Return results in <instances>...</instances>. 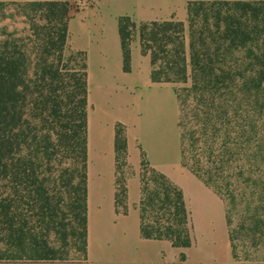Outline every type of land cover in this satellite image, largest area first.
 I'll return each instance as SVG.
<instances>
[{
  "label": "trees",
  "instance_id": "1",
  "mask_svg": "<svg viewBox=\"0 0 264 264\" xmlns=\"http://www.w3.org/2000/svg\"><path fill=\"white\" fill-rule=\"evenodd\" d=\"M73 9L0 0V22L13 25L0 27V262L88 260L86 55L67 45ZM187 11V25L120 17L124 70L138 30L152 81L176 84L182 165L224 201L233 259L241 247L264 264V0H192ZM115 152L126 214L121 124ZM140 178L141 237L190 247L182 190L145 157Z\"/></svg>",
  "mask_w": 264,
  "mask_h": 264
},
{
  "label": "crops",
  "instance_id": "2",
  "mask_svg": "<svg viewBox=\"0 0 264 264\" xmlns=\"http://www.w3.org/2000/svg\"><path fill=\"white\" fill-rule=\"evenodd\" d=\"M68 47L86 55L88 261L92 264H233L222 198L182 165L176 84L151 79V57L139 31L124 70L119 18L187 25L192 0H84L74 4ZM127 138L126 214L116 212V125ZM145 157L183 193L192 245L140 235L141 162ZM184 256V258H182Z\"/></svg>",
  "mask_w": 264,
  "mask_h": 264
},
{
  "label": "rangeland",
  "instance_id": "3",
  "mask_svg": "<svg viewBox=\"0 0 264 264\" xmlns=\"http://www.w3.org/2000/svg\"><path fill=\"white\" fill-rule=\"evenodd\" d=\"M4 1H13V0H4ZM21 1V0H17ZM8 24L9 25V30L13 29V25L9 20H6L4 22H0V27L2 25ZM15 25L19 28L22 29L23 24L20 21H16ZM66 65V61H63L61 63V67L64 68ZM59 174V167L58 165L54 168V178L57 177ZM254 255L252 254V251L250 249H242L241 247L238 248V258L237 260L233 259V264H251L252 260L254 259ZM0 264H92L88 260L84 259L81 254L78 252H71L69 256V260L66 261H55V262H40V263H31V262H17V263H6V262H0Z\"/></svg>",
  "mask_w": 264,
  "mask_h": 264
},
{
  "label": "built area",
  "instance_id": "4",
  "mask_svg": "<svg viewBox=\"0 0 264 264\" xmlns=\"http://www.w3.org/2000/svg\"><path fill=\"white\" fill-rule=\"evenodd\" d=\"M83 1L84 0H74V4L76 5H78V4H81V3H83ZM73 5V4H72ZM74 6V5H73Z\"/></svg>",
  "mask_w": 264,
  "mask_h": 264
}]
</instances>
